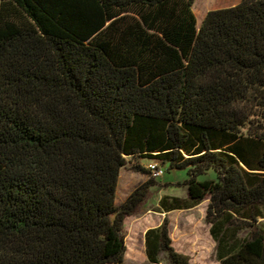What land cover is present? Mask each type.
<instances>
[{"label":"trees","instance_id":"16d2710c","mask_svg":"<svg viewBox=\"0 0 264 264\" xmlns=\"http://www.w3.org/2000/svg\"><path fill=\"white\" fill-rule=\"evenodd\" d=\"M193 2L0 0V264H124V219L154 183L116 203L135 158L187 169L158 211L207 199L218 264H264V0L199 26ZM144 247L194 264L166 216Z\"/></svg>","mask_w":264,"mask_h":264},{"label":"rangeland","instance_id":"374dc122","mask_svg":"<svg viewBox=\"0 0 264 264\" xmlns=\"http://www.w3.org/2000/svg\"><path fill=\"white\" fill-rule=\"evenodd\" d=\"M240 0H194L192 10L200 25L208 10L235 5ZM150 160L128 159V162L119 171L116 187V203H120L137 186L149 179L153 185L149 187L147 197L134 214L125 217L123 228L125 233L124 264H151L145 255L144 232L150 227L157 226L167 217L169 220L170 237L174 248L187 255L194 264H218L215 251V241L210 235V225L205 222L204 216L208 200H203L190 209L173 210L170 212L158 211V201L162 195L185 198L188 179L186 168L168 169V164L161 165L162 175L135 172L132 166L136 163L146 167ZM198 180L216 179L213 169L197 176ZM244 232L241 231V234ZM112 264V263H108ZM158 264H164L160 262Z\"/></svg>","mask_w":264,"mask_h":264},{"label":"built area","instance_id":"2783aa9c","mask_svg":"<svg viewBox=\"0 0 264 264\" xmlns=\"http://www.w3.org/2000/svg\"><path fill=\"white\" fill-rule=\"evenodd\" d=\"M146 168L149 170L150 173L154 174L155 176H160L163 173L160 165L155 161L148 162Z\"/></svg>","mask_w":264,"mask_h":264},{"label":"crops","instance_id":"0c3cea01","mask_svg":"<svg viewBox=\"0 0 264 264\" xmlns=\"http://www.w3.org/2000/svg\"><path fill=\"white\" fill-rule=\"evenodd\" d=\"M190 209V208H189ZM175 210H181V209H175ZM171 211H173V210H171ZM168 212H170V211H168Z\"/></svg>","mask_w":264,"mask_h":264}]
</instances>
